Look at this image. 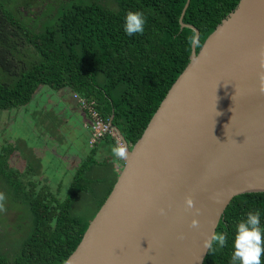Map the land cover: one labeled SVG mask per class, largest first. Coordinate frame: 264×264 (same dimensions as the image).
Masks as SVG:
<instances>
[{"label": "trees", "instance_id": "1", "mask_svg": "<svg viewBox=\"0 0 264 264\" xmlns=\"http://www.w3.org/2000/svg\"><path fill=\"white\" fill-rule=\"evenodd\" d=\"M238 1L189 0L182 21L199 31L196 51ZM185 2L0 0V112L28 105L43 85L54 90L67 87L71 93L93 100L98 115L110 118L133 145L189 61L195 31L180 26ZM129 11L144 13L147 22L142 35L130 37L124 32ZM86 115L84 121L92 136L91 117ZM90 138L91 149L63 198L44 181L11 166L9 158L16 149L2 145L0 173L6 170L8 177L0 185L7 189L8 200H15L9 206L22 209L27 221L19 224L22 235L13 241L11 252L0 245V264H63L75 249L117 178L98 199L94 212L86 216L80 206L91 198L86 192L97 182L93 177L105 173L102 160L110 166L113 163L100 157L97 148L104 140L115 146L109 135L92 143ZM257 210L264 225V192L234 196L215 230L227 234L228 244L213 255L207 252L202 264H230L237 225L247 213ZM6 235L3 231V237Z\"/></svg>", "mask_w": 264, "mask_h": 264}, {"label": "water", "instance_id": "2", "mask_svg": "<svg viewBox=\"0 0 264 264\" xmlns=\"http://www.w3.org/2000/svg\"><path fill=\"white\" fill-rule=\"evenodd\" d=\"M189 0H186L179 22ZM264 0H239L177 76L63 264H202L231 199L264 192ZM195 208L186 210L185 197ZM222 201L216 203L215 199ZM164 209V214L160 209ZM200 221L191 228L192 218ZM183 235V239L180 236Z\"/></svg>", "mask_w": 264, "mask_h": 264}, {"label": "rangeland", "instance_id": "3", "mask_svg": "<svg viewBox=\"0 0 264 264\" xmlns=\"http://www.w3.org/2000/svg\"><path fill=\"white\" fill-rule=\"evenodd\" d=\"M0 114V152L2 145L11 144L16 149L9 158L10 165L34 180L44 181L50 191L60 198L65 197L75 170L91 149L88 142L91 134L84 121L88 116L77 106L71 90L65 87L58 91L43 85L28 105L4 110ZM101 164V170L107 167L106 171L96 176L97 179L93 177L97 182L90 184L86 192L91 198L80 206L86 216L94 212L96 202L104 196L121 170L118 162L113 168L106 160H102ZM7 177L6 170L0 173L3 185ZM3 185H0V192L5 193L7 199L6 211L0 212V245L11 252L13 241L22 235L19 224L26 222L27 218L22 209L15 210L9 206L10 201L15 200H8L7 189ZM21 216L23 219L19 218ZM3 231L7 232L5 237Z\"/></svg>", "mask_w": 264, "mask_h": 264}, {"label": "clouds", "instance_id": "4", "mask_svg": "<svg viewBox=\"0 0 264 264\" xmlns=\"http://www.w3.org/2000/svg\"><path fill=\"white\" fill-rule=\"evenodd\" d=\"M146 17L141 11H129L124 18V32L128 36L142 35L145 30ZM193 46H199L198 34L194 33L190 38ZM261 67H264V51L261 53ZM260 92L264 93V76L261 78ZM114 157L119 159L127 158V149L124 144H117L112 149ZM6 195L0 192V212L6 211ZM215 199V198H213ZM216 203L222 201L215 199ZM186 210L194 209L195 202L192 196L185 197ZM197 215L200 210L195 208ZM160 213L164 214V209H160ZM191 228L198 229L200 221L194 216L189 225ZM183 239V235L180 236ZM228 244V236L223 232H211L206 235L202 247L209 254H215L222 250ZM264 225L261 224V213L259 210L247 213L244 220L239 222L236 228L235 238L233 240V254L230 264H264Z\"/></svg>", "mask_w": 264, "mask_h": 264}, {"label": "built area", "instance_id": "5", "mask_svg": "<svg viewBox=\"0 0 264 264\" xmlns=\"http://www.w3.org/2000/svg\"><path fill=\"white\" fill-rule=\"evenodd\" d=\"M72 97L80 106L81 109L85 110L90 115V126L92 130L91 143L104 135H109L114 139L115 146L117 144H124V141L121 139L114 126L111 123V119L108 120L103 119L100 115H98L95 105L96 103L92 101H88L86 97L81 96L77 93H72ZM126 146V145H125Z\"/></svg>", "mask_w": 264, "mask_h": 264}, {"label": "crops", "instance_id": "6", "mask_svg": "<svg viewBox=\"0 0 264 264\" xmlns=\"http://www.w3.org/2000/svg\"><path fill=\"white\" fill-rule=\"evenodd\" d=\"M59 91V90H58ZM59 95H61L62 96V94L61 93H59ZM61 96H59V97H61ZM83 123V122H82ZM114 147V145H112L111 143H109L107 140H104V141H102L101 143H100V145H99V148H97L98 150H97V154H98V152H102V153H99L101 156H105V157H107V158H109V159H111L112 160V164H111V168H113V165L116 163L117 164V162L119 163V164H121V166L120 167H122V160L121 159H119V158H116V157H114L113 156V154H112V151H111V149ZM115 166V165H114Z\"/></svg>", "mask_w": 264, "mask_h": 264}]
</instances>
